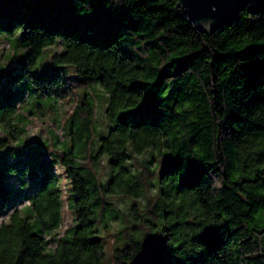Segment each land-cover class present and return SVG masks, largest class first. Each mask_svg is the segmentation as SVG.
Instances as JSON below:
<instances>
[{
    "label": "trees",
    "instance_id": "trees-1",
    "mask_svg": "<svg viewBox=\"0 0 264 264\" xmlns=\"http://www.w3.org/2000/svg\"><path fill=\"white\" fill-rule=\"evenodd\" d=\"M0 34L27 48L0 77V146L16 115L25 128L43 113L17 111L14 89L41 54L43 92L70 87L66 66L86 86L74 136L98 121V89L107 102L98 150L79 160L73 140L58 153L73 193L64 227L55 172L35 165L16 194L4 177L17 166L0 151V264H264V4L206 33L178 0H0Z\"/></svg>",
    "mask_w": 264,
    "mask_h": 264
},
{
    "label": "rangeland",
    "instance_id": "rangeland-1",
    "mask_svg": "<svg viewBox=\"0 0 264 264\" xmlns=\"http://www.w3.org/2000/svg\"><path fill=\"white\" fill-rule=\"evenodd\" d=\"M54 46L50 45L48 49H52ZM27 48L17 47L15 42L12 41L4 34H0V77L4 79L6 76H11L20 70H10L12 64H19V61L23 59L24 53ZM51 60V59H50ZM49 68V61L43 58V54L39 55L35 63L31 66V72L26 78H21L15 82V91H25V98L19 102L17 111L25 114L30 112L40 113V117L33 118V122L22 128V124L19 125L20 117L16 115L14 121L15 125H18L17 131H14L13 138L9 137V142L6 146H0V151L8 153L9 161H13L15 166L22 168V162H30L33 166L25 168V176L29 180L25 183L15 184L11 177L20 173L16 168L14 171L9 172L5 177L7 188L13 190L16 194H21L25 190H30L32 179L36 175L35 165H45L49 169L55 172L58 178V184L65 193L63 202V214L64 222L63 227L73 221L72 209V188L71 181L66 175L65 167L57 159L58 153L61 149H64L73 140L76 141L77 159L85 160L86 152H96L100 145V137L106 132V120H105V106L107 102H104L100 94V89L95 92L96 100V119L98 120L92 128L90 134L86 136H74L73 129L69 124L71 110L74 109L79 101L81 93L85 90L86 86L77 82V78L70 79L72 74L71 66H66L63 69V73L69 77L70 87H66L62 90H58L52 93H46L42 90V83L40 84L36 80V75L40 74L44 70ZM6 70H8L7 73ZM43 81V80H42ZM44 82V81H43ZM42 86V87H41ZM89 90L92 92V89ZM56 90V89H55ZM8 94V93H7ZM1 96V95H0ZM39 103H41L40 106ZM40 110V111H39ZM29 117L31 121L32 117ZM28 120L27 116L24 117L22 123ZM51 120V121H50ZM25 122L24 124H26ZM22 129V130H20ZM9 130L7 122H0V133ZM152 148V147H151ZM152 149L149 147L143 149L138 156L141 158L140 165L144 168L148 166V158ZM107 153H98V161L94 167L102 169L104 166V156ZM156 162L154 161L151 167H154ZM24 165V164H23ZM132 197L127 196L125 199L130 202ZM127 202V203H128ZM119 206L127 210L126 204L123 205V201L118 202ZM129 211V210H128Z\"/></svg>",
    "mask_w": 264,
    "mask_h": 264
},
{
    "label": "water",
    "instance_id": "water-1",
    "mask_svg": "<svg viewBox=\"0 0 264 264\" xmlns=\"http://www.w3.org/2000/svg\"><path fill=\"white\" fill-rule=\"evenodd\" d=\"M263 4L264 0H178L196 27L206 33L234 19L243 7L259 11Z\"/></svg>",
    "mask_w": 264,
    "mask_h": 264
}]
</instances>
